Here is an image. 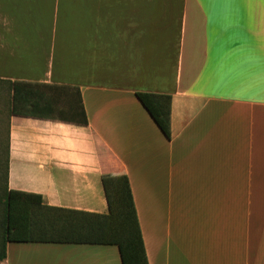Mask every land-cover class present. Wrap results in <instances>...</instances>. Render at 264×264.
Here are the masks:
<instances>
[{"label": "crops", "instance_id": "1", "mask_svg": "<svg viewBox=\"0 0 264 264\" xmlns=\"http://www.w3.org/2000/svg\"><path fill=\"white\" fill-rule=\"evenodd\" d=\"M77 16L72 61L52 32L8 39L30 63L44 40V66L0 79L78 87L88 124L11 116L8 188L49 209L43 241L8 242L0 264H122L115 245L64 239L68 210L109 211L116 175L149 264H264V0H92ZM137 92L171 96V140Z\"/></svg>", "mask_w": 264, "mask_h": 264}, {"label": "trees", "instance_id": "2", "mask_svg": "<svg viewBox=\"0 0 264 264\" xmlns=\"http://www.w3.org/2000/svg\"><path fill=\"white\" fill-rule=\"evenodd\" d=\"M0 83L7 87L11 116L88 124L78 87L1 79ZM136 97L163 135L171 140V96L137 92ZM9 155L10 136L5 185L1 186L0 183V263L6 259L8 242L43 241L41 234L32 230V224L37 211L49 209L43 205L41 195L8 188ZM102 183L109 211L95 214L68 210L64 218L69 226L64 236L65 242L115 245L119 249L122 264H149L127 175L106 176Z\"/></svg>", "mask_w": 264, "mask_h": 264}, {"label": "rangeland", "instance_id": "3", "mask_svg": "<svg viewBox=\"0 0 264 264\" xmlns=\"http://www.w3.org/2000/svg\"><path fill=\"white\" fill-rule=\"evenodd\" d=\"M80 2V3H79ZM92 0H0V32L4 34L3 50L0 51V76L12 79H35L38 69H42L44 40L40 41V48L36 53L34 63L29 62L27 41L23 43L19 54L18 48L13 49V42L9 37L14 34L23 38L33 37V34L42 35L52 32V42L60 55H65L71 61L77 58L76 39L70 36L77 31L78 10H91ZM84 6V8H79ZM82 19V18H81ZM74 21V23H69ZM28 22V23H27ZM82 24V22H81ZM89 27V25H84ZM86 29L85 31H90ZM18 43V41H14ZM91 40H84L87 46ZM89 48V46H87ZM56 50H54L56 52ZM90 50V49H89ZM25 51L28 60L25 59ZM74 64V63H73ZM72 64V65H73ZM74 68V66H72ZM37 69V70H35ZM37 71V72H36ZM17 81V80H16ZM32 82V81H28ZM5 85L0 83V183L5 185L8 137L10 131L11 114L8 106V95ZM8 93V92H7ZM7 148V149H6Z\"/></svg>", "mask_w": 264, "mask_h": 264}]
</instances>
